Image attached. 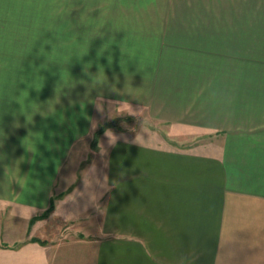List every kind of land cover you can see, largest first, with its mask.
Returning <instances> with one entry per match:
<instances>
[{"label":"crops","instance_id":"crops-1","mask_svg":"<svg viewBox=\"0 0 264 264\" xmlns=\"http://www.w3.org/2000/svg\"><path fill=\"white\" fill-rule=\"evenodd\" d=\"M160 17L88 15L72 68L79 85L83 71L96 72V91L110 100L221 140L176 149L137 141L141 133L114 134L115 144L102 137L104 174L66 194L86 106L69 116L45 96L0 95V197L13 201L0 212V264H264V88L248 94L246 37L193 29L187 15ZM16 201L35 206L30 219ZM56 220L77 221L82 235L57 236L60 228L47 229Z\"/></svg>","mask_w":264,"mask_h":264},{"label":"rangeland","instance_id":"rangeland-1","mask_svg":"<svg viewBox=\"0 0 264 264\" xmlns=\"http://www.w3.org/2000/svg\"><path fill=\"white\" fill-rule=\"evenodd\" d=\"M105 1L0 0V95H7L9 100L13 99L10 96L16 95L29 98L25 100H35L36 94L45 96L51 105L56 103V112H66L69 116L81 112L85 106L88 110L87 133L80 132L81 128L73 130L77 134L72 140L68 163L75 165L70 173L75 177L67 185L66 194L75 191L76 186L80 190L84 177L104 174V160L99 158L98 145L100 138L107 137L106 131L123 137L141 133L139 141L154 144L164 141L176 149H195L198 145L208 149L221 140V133L159 122L142 109L133 108V115H118L116 101L101 94L106 89L96 91V72L83 71L80 86V70L72 68L78 67L80 46L85 41L81 35H85L86 27L91 24L88 19L91 13L108 14L111 11V14L119 12L158 18L187 15L189 20L197 21L185 23L186 26L193 25V29L242 31L241 35L247 41L242 54L247 65L248 94L258 93L261 85L264 88V0H118L114 6L110 3L103 6L107 5L103 3ZM63 101H66L65 105ZM252 119L255 117H250V123ZM76 125L74 123L73 127ZM96 131L99 132L97 137ZM98 163L101 167H97ZM64 192L54 197L50 209ZM55 228H60L57 236L64 232L76 236L83 231L75 220H56L47 227L49 230ZM92 229L95 233V227ZM103 237L110 238L111 234L105 232Z\"/></svg>","mask_w":264,"mask_h":264},{"label":"clouds","instance_id":"clouds-1","mask_svg":"<svg viewBox=\"0 0 264 264\" xmlns=\"http://www.w3.org/2000/svg\"><path fill=\"white\" fill-rule=\"evenodd\" d=\"M115 112L118 113V115H133L134 114V109L130 103L127 101H121L117 103L115 106ZM106 136L108 137L109 143L110 144H115L117 137L111 132V131H106ZM140 139L139 136H137V141ZM7 173V171H6ZM16 180L22 188H27V181L25 179H21L17 177V175L12 179ZM17 205H19L20 212L19 215L21 216L22 219L28 220L31 218L32 214L35 211V206L27 203H19L18 201L15 202ZM13 206V201L8 199L7 197H0V212L2 211H8L10 208ZM14 214V213H13Z\"/></svg>","mask_w":264,"mask_h":264},{"label":"trees","instance_id":"trees-1","mask_svg":"<svg viewBox=\"0 0 264 264\" xmlns=\"http://www.w3.org/2000/svg\"><path fill=\"white\" fill-rule=\"evenodd\" d=\"M95 135H96V137H97V136L99 135V132L96 131V132H95ZM95 141H96V140H95ZM50 208H51V207H50ZM50 208H49V210H51ZM49 210H48V211H49ZM43 215H46V213H44Z\"/></svg>","mask_w":264,"mask_h":264}]
</instances>
